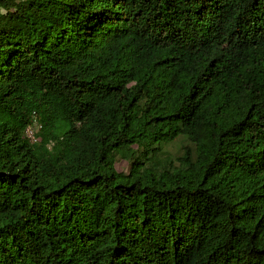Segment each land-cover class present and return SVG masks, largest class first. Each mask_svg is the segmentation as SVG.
Wrapping results in <instances>:
<instances>
[{
    "label": "trees",
    "instance_id": "obj_1",
    "mask_svg": "<svg viewBox=\"0 0 264 264\" xmlns=\"http://www.w3.org/2000/svg\"><path fill=\"white\" fill-rule=\"evenodd\" d=\"M0 264H264V0H0Z\"/></svg>",
    "mask_w": 264,
    "mask_h": 264
},
{
    "label": "built area",
    "instance_id": "obj_2",
    "mask_svg": "<svg viewBox=\"0 0 264 264\" xmlns=\"http://www.w3.org/2000/svg\"><path fill=\"white\" fill-rule=\"evenodd\" d=\"M35 130L33 129L32 126H29L26 130V135L32 140L35 141L36 140V136H35Z\"/></svg>",
    "mask_w": 264,
    "mask_h": 264
},
{
    "label": "rangeland",
    "instance_id": "obj_3",
    "mask_svg": "<svg viewBox=\"0 0 264 264\" xmlns=\"http://www.w3.org/2000/svg\"><path fill=\"white\" fill-rule=\"evenodd\" d=\"M119 170H126L128 168V163L125 161H120L118 163Z\"/></svg>",
    "mask_w": 264,
    "mask_h": 264
}]
</instances>
